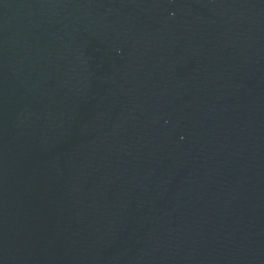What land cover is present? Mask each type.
Listing matches in <instances>:
<instances>
[{"label":"water","instance_id":"95a60500","mask_svg":"<svg viewBox=\"0 0 264 264\" xmlns=\"http://www.w3.org/2000/svg\"><path fill=\"white\" fill-rule=\"evenodd\" d=\"M0 264H264V0H0Z\"/></svg>","mask_w":264,"mask_h":264}]
</instances>
